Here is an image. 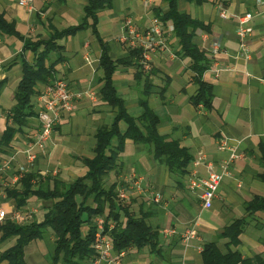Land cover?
<instances>
[{
  "label": "crops",
  "instance_id": "crops-1",
  "mask_svg": "<svg viewBox=\"0 0 264 264\" xmlns=\"http://www.w3.org/2000/svg\"><path fill=\"white\" fill-rule=\"evenodd\" d=\"M86 3L87 0H33V10L26 12L17 0H0V13L14 23L24 39L46 40L53 30L79 25ZM219 4L234 16L253 14V30L247 39L248 58L237 55L236 20L221 18ZM166 7L167 0H153L149 5L141 0H111L108 8L97 13V37L85 27L56 40L62 46L63 60L54 64L52 78L65 80L74 93L87 90L95 96L76 99L74 112L61 116L44 147L32 143L38 131L36 116L27 118L6 147L0 145V209L6 212L0 222L10 219L16 210L4 189L16 185L24 173L34 175V183L45 176L68 183L85 173L82 162L93 156L94 133L98 127L112 122L115 110L99 95L98 64L102 46L107 47L112 60L125 58L129 49L118 40L125 29V18H130L142 30L150 24L156 11L162 13ZM177 9L202 24L191 37L198 49L204 51L213 40L221 44L215 61L223 70L215 78L210 74L203 76L210 84V107L191 103L197 84L191 77L190 60L179 54L172 34L167 37L171 55L157 50L151 57V70L144 77H138L134 59L117 65L112 76L113 86L127 112L135 116L142 110L138 100L144 83L147 84V105L159 118L158 133L177 141L191 160L199 154L215 163L226 159L228 152L217 149L220 137L228 138L231 143L238 141L240 156L231 162L229 175L222 179L211 207L201 209L200 200L186 188L184 176L169 173L162 162L152 158L146 146L126 139L116 169L108 173L104 186L115 184L116 191L124 188L129 196L124 203H129L132 213L145 219L155 237L151 244L128 246L119 264H205L201 254L204 244L215 242L225 251L227 239L218 235L230 222L241 218L245 220L243 230L231 248L242 260L264 264V212L257 210L248 214L246 211L247 203L254 196L264 198L258 150L264 141V14H256L253 0H177ZM33 57L31 51L23 49V41L0 37V137L7 125L6 114L14 104V89L22 75L21 60L31 62ZM54 58L51 54L49 62ZM41 87L39 84L36 91ZM36 95L30 98L32 104ZM119 126L124 129L123 123ZM28 152L34 156L32 162L27 161ZM198 169L204 173L202 167ZM134 176L159 192L160 201L155 203L133 193L126 183ZM50 203V200L30 197L25 208L34 209L31 221L40 222ZM85 203L92 206L91 197ZM107 212L106 208L104 216ZM193 222L197 223L196 235L185 241L183 234ZM14 241L15 237L3 240L0 234V264H10L1 255ZM52 248L50 233L29 241L23 248L24 264H50Z\"/></svg>",
  "mask_w": 264,
  "mask_h": 264
},
{
  "label": "trees",
  "instance_id": "trees-1",
  "mask_svg": "<svg viewBox=\"0 0 264 264\" xmlns=\"http://www.w3.org/2000/svg\"><path fill=\"white\" fill-rule=\"evenodd\" d=\"M111 0H87L83 7L82 22L77 26H69L62 30H53L46 39H24L15 29L12 21L5 19L0 13V37L23 41V49L34 54L31 62L21 60L22 75L13 92V106L6 114L5 129L0 137V145L6 147L15 131L25 125L28 117L36 116L31 96L37 93L36 87L53 80V66L63 60L62 46L56 40L74 34L76 31L89 27L97 37V13L108 8ZM160 21L172 25V35L176 38L179 54L190 60V71L197 90L190 97L193 105L202 104L210 107V84L202 79V72L208 66V59L203 50L191 42L192 33L202 24L177 9V0H167L165 11L154 14ZM99 40V39H98ZM101 45H103L101 43ZM55 55L52 62L49 56ZM140 50L129 49L125 58L112 60L107 54V47L101 49L98 67L100 76V98L114 110L112 122L98 127L94 133L95 143L93 156L83 160L85 173L73 181L64 183L57 177L45 176L34 183V175L24 173L18 178L16 185L5 188V195L11 198L16 210L25 209L30 197L40 200H50V206L40 222L30 221L16 223L10 219L0 222L1 239L15 237L13 245L2 253L1 258L10 264H24L23 248L31 240L41 238L50 233L53 237L50 264H89L93 256L91 244L94 238V218L104 216L105 226L108 221L114 225L109 234L115 251L125 250L130 245L137 247L151 244L155 233L142 216L130 211L127 202L118 200L115 184L105 188L104 180L110 171L116 169L120 153L124 149L125 140L146 146L148 153L162 162L168 172L183 177L191 161L187 150L175 140H170L157 131L159 118L147 105L146 96L149 93L147 84L138 100L142 110L138 115H130L123 99L113 86V73L119 64L131 63L135 60L138 77H144L139 64ZM145 80V78H144ZM0 83H2L0 81ZM123 123L121 130L119 124ZM260 163L263 168L259 179L264 182V141L259 145ZM91 197L92 206L85 202ZM264 212V198L254 196L246 206L248 214L256 211ZM244 218L236 219L226 225L219 233V238H226L225 251H221L215 242L204 244L201 251L205 264H253L252 260L240 258L239 253L231 248L239 241L243 230ZM85 228V230H84ZM84 231V232H83Z\"/></svg>",
  "mask_w": 264,
  "mask_h": 264
},
{
  "label": "built area",
  "instance_id": "built-area-1",
  "mask_svg": "<svg viewBox=\"0 0 264 264\" xmlns=\"http://www.w3.org/2000/svg\"><path fill=\"white\" fill-rule=\"evenodd\" d=\"M141 1L144 5H149L153 2V0ZM253 1L257 9L256 14H264V0ZM17 4L26 12L33 10V0H17ZM217 10L221 18H235L237 23L235 35L238 40L237 55L248 58L247 39L253 30L251 25L253 14L246 12L242 15L234 16L228 13L221 4L217 5ZM124 27L125 29L118 37V40L128 49L140 50L139 64L143 74L150 72L151 57L157 50L171 55L167 42L168 35L172 34V25L170 23H164L157 17L152 16L150 24L141 30L133 24L130 18H125ZM204 52L209 63L207 68L202 72V79L206 74H210L215 78L223 70L215 61L217 55L221 52L220 42L213 40L205 47ZM84 95L90 98L95 96L93 92H88L87 90L76 93L72 92L69 90L66 81L61 78H55L42 85L35 97V104H33L38 122V131L34 136L33 145L40 148L44 147L55 126L60 122L61 116L63 114H72L76 107V99H80ZM198 106L202 107L201 104H198ZM238 145V141L231 143L228 138L220 137L217 139V149L228 152L226 159L215 163L207 159L204 154H199L191 160L184 175L186 188L200 200L201 209H209L211 207L222 179L229 175L231 162L240 156ZM33 158V154L28 152L27 161L32 162ZM199 167L203 168V174L200 173ZM126 184L129 185L133 193L148 198L155 203L161 199L159 192L154 191L137 176L132 177ZM116 192L118 200L122 202L128 201L129 196L124 188H118ZM33 213L34 209L31 207L15 210L12 212L10 219L17 223H27L31 221ZM5 215L6 212L0 209V220ZM196 224V222H193L190 228L183 234L185 241L195 237ZM113 225V221H108L107 226H105L103 216H96L94 218L95 233L91 244L94 254L89 260L90 264H119L120 257L123 256L125 250L115 251L113 248L109 234Z\"/></svg>",
  "mask_w": 264,
  "mask_h": 264
}]
</instances>
